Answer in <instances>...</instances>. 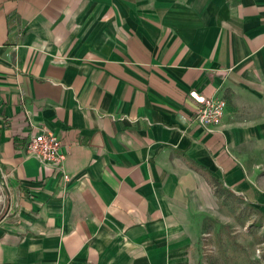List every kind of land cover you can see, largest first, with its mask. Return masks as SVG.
<instances>
[{
	"label": "crops",
	"instance_id": "0c3cea01",
	"mask_svg": "<svg viewBox=\"0 0 264 264\" xmlns=\"http://www.w3.org/2000/svg\"><path fill=\"white\" fill-rule=\"evenodd\" d=\"M0 171V264H198L208 181L264 215V0H0Z\"/></svg>",
	"mask_w": 264,
	"mask_h": 264
},
{
	"label": "rangeland",
	"instance_id": "374dc122",
	"mask_svg": "<svg viewBox=\"0 0 264 264\" xmlns=\"http://www.w3.org/2000/svg\"><path fill=\"white\" fill-rule=\"evenodd\" d=\"M201 196L191 209L200 230L198 264H264V215L219 182L208 181Z\"/></svg>",
	"mask_w": 264,
	"mask_h": 264
},
{
	"label": "built area",
	"instance_id": "2783aa9c",
	"mask_svg": "<svg viewBox=\"0 0 264 264\" xmlns=\"http://www.w3.org/2000/svg\"><path fill=\"white\" fill-rule=\"evenodd\" d=\"M190 97L197 104L195 121L206 130L212 131L222 124V118L227 110V102L220 96L207 97L197 90H191ZM62 141L56 134H53L46 127H42L38 132L32 133L28 137L25 154L33 156L38 161L53 170L63 172L62 179L65 182L71 180V177L63 170V163L66 155L61 151Z\"/></svg>",
	"mask_w": 264,
	"mask_h": 264
},
{
	"label": "water",
	"instance_id": "95a60500",
	"mask_svg": "<svg viewBox=\"0 0 264 264\" xmlns=\"http://www.w3.org/2000/svg\"><path fill=\"white\" fill-rule=\"evenodd\" d=\"M2 181V172L0 171V182Z\"/></svg>",
	"mask_w": 264,
	"mask_h": 264
},
{
	"label": "trees",
	"instance_id": "16d2710c",
	"mask_svg": "<svg viewBox=\"0 0 264 264\" xmlns=\"http://www.w3.org/2000/svg\"><path fill=\"white\" fill-rule=\"evenodd\" d=\"M213 179V178H212ZM213 181H215V182H217L218 183V181L217 180H213Z\"/></svg>",
	"mask_w": 264,
	"mask_h": 264
},
{
	"label": "bare ground",
	"instance_id": "6f19581e",
	"mask_svg": "<svg viewBox=\"0 0 264 264\" xmlns=\"http://www.w3.org/2000/svg\"><path fill=\"white\" fill-rule=\"evenodd\" d=\"M220 194V193H219Z\"/></svg>",
	"mask_w": 264,
	"mask_h": 264
}]
</instances>
